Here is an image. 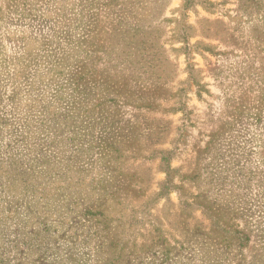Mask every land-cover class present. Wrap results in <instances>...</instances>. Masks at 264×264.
I'll return each instance as SVG.
<instances>
[{"label":"rangeland","instance_id":"374dc122","mask_svg":"<svg viewBox=\"0 0 264 264\" xmlns=\"http://www.w3.org/2000/svg\"><path fill=\"white\" fill-rule=\"evenodd\" d=\"M0 264H264V0H0Z\"/></svg>","mask_w":264,"mask_h":264}]
</instances>
